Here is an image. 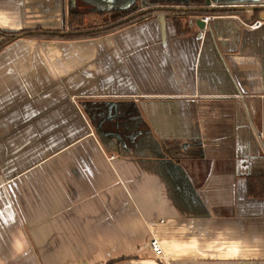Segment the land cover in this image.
Here are the masks:
<instances>
[{
    "label": "crops",
    "instance_id": "crops-1",
    "mask_svg": "<svg viewBox=\"0 0 264 264\" xmlns=\"http://www.w3.org/2000/svg\"><path fill=\"white\" fill-rule=\"evenodd\" d=\"M76 4L0 0V43L15 37L0 49V264H264L248 187L264 178V21L243 19L258 12L202 30L187 15L183 35L162 13L20 34L64 33Z\"/></svg>",
    "mask_w": 264,
    "mask_h": 264
},
{
    "label": "trees",
    "instance_id": "trees-1",
    "mask_svg": "<svg viewBox=\"0 0 264 264\" xmlns=\"http://www.w3.org/2000/svg\"><path fill=\"white\" fill-rule=\"evenodd\" d=\"M206 0H184L183 4L184 5H190V6H196V7H201L204 6ZM153 5H161L164 4L161 0H156L151 2ZM147 5V4H146ZM145 5V6H146ZM148 6V5H147ZM134 8H129V9H115L111 10L109 12L110 19L113 24L100 29V30H93L89 33H78L76 30L74 31H69L67 34H61L60 32H51V31H43L40 29L34 30V31H25L20 33L23 37H29V38H35V39H80V38H88V37H94L97 35H102V34H108L114 31H117L127 25L141 22L145 19H147L149 16H138V17H132L129 18L128 20H122L123 18L130 16ZM132 12V13H131ZM70 14L68 15V19L65 23L67 26L68 30L70 27H73L75 23H77V19H79L81 16H83L81 13H78L75 10H72L69 12ZM221 14L220 12H213L207 15H219ZM186 15H192L190 14H184L180 16H175L172 20L174 27L176 29L177 34L183 35L186 34L190 31L189 29V22L184 19ZM15 37L13 35L9 36V38L5 37V40L0 43V49L10 40H13ZM249 194L251 196H261L264 197V178H251L249 180ZM260 182V183H258Z\"/></svg>",
    "mask_w": 264,
    "mask_h": 264
},
{
    "label": "rangeland",
    "instance_id": "rangeland-1",
    "mask_svg": "<svg viewBox=\"0 0 264 264\" xmlns=\"http://www.w3.org/2000/svg\"><path fill=\"white\" fill-rule=\"evenodd\" d=\"M91 1V4H87V5H81L79 0H72V3L74 2H77V4L75 5V7H70L68 9V15L70 14L69 12H71L72 10H75L77 11L78 13H81L83 16H81L79 19H77V23H75L73 25V27H70L69 30L67 28V26H65L66 28L63 29V32L64 33H61V34H67L69 31H74L76 30L78 33H89L93 30H100V29H103L111 24L112 21L109 20L110 19V16H109V12L111 10H103V6L99 5L97 7L96 6V3L95 4H92L93 0H90ZM152 0H137L136 1V4H140L142 5V3H148L146 6H138L136 5L133 9L132 13L130 16H127L125 18H123L122 20L120 21H123L125 19H129V18H132V17H138V16H151L153 14H157V13H162V14H166L169 16V18L171 20H173V18L175 16H180V15H183L184 14H175V13H167V12H152V11H147V12H144V13H141L142 11H145L149 8H152V7H155V6H159V5H153L149 2H151ZM164 3L166 4H175L174 2H176V0H173L174 2L172 3H169L171 0H162ZM178 2H180L181 0H177ZM262 1V0H261ZM186 6H190V5H186ZM112 10H115V9H112ZM187 16V15H186ZM191 16H194V14H192ZM198 16V15H196ZM67 19H68V16H67ZM185 19V17H184ZM43 31H51V32H60V31H52V30H43ZM154 239V238H153ZM152 241V240H151ZM151 243V242H150ZM151 246V244H150ZM160 246V245H159ZM152 248V247H151ZM153 250V249H152ZM155 252V251H154ZM157 253V252H156ZM161 253V247H160V252Z\"/></svg>",
    "mask_w": 264,
    "mask_h": 264
},
{
    "label": "water",
    "instance_id": "water-1",
    "mask_svg": "<svg viewBox=\"0 0 264 264\" xmlns=\"http://www.w3.org/2000/svg\"><path fill=\"white\" fill-rule=\"evenodd\" d=\"M152 11V12H167V13H175V14H194V15H207L213 12H223V13H241L242 14H254L258 12V18L260 21H264V5L261 4V0L252 3V4H225V5H213L210 0L205 1V5L201 7L196 6H186L182 5V1L179 2L177 6H155L149 8L141 13ZM245 21L247 20L245 16H243ZM128 20V19H125ZM196 25L202 30L205 27L204 22L200 19L195 21ZM18 37V36H17ZM20 37V36H19Z\"/></svg>",
    "mask_w": 264,
    "mask_h": 264
},
{
    "label": "built area",
    "instance_id": "built-area-1",
    "mask_svg": "<svg viewBox=\"0 0 264 264\" xmlns=\"http://www.w3.org/2000/svg\"><path fill=\"white\" fill-rule=\"evenodd\" d=\"M261 4L264 5V0L261 1ZM214 18H215L214 15H202V16L199 17V19L202 22H204L205 25L208 24V22L211 21ZM246 25H248V27L250 29H257V28H259L262 25V21L256 20L254 22L247 23ZM150 244H151V247H152L153 251H155L157 253L160 252V246H159V243H158L157 240L152 239Z\"/></svg>",
    "mask_w": 264,
    "mask_h": 264
},
{
    "label": "flooded vegetation",
    "instance_id": "flooded-vegetation-1",
    "mask_svg": "<svg viewBox=\"0 0 264 264\" xmlns=\"http://www.w3.org/2000/svg\"><path fill=\"white\" fill-rule=\"evenodd\" d=\"M153 1H156V0H152L151 2H153ZM162 1V0H161ZM182 1V5H184L183 4V1L184 0H181ZM151 2H149V3H151ZM163 2V1H162ZM172 2H174L173 0H171L169 3H172ZM164 3V2H163ZM175 4H166V3H164V4H161V5H159V6H177V5H179V2L176 0V2H174ZM145 4V3H144ZM148 4V3H147ZM136 6V4H133V5H131L130 7H128V8H124V9H129V8H134Z\"/></svg>",
    "mask_w": 264,
    "mask_h": 264
}]
</instances>
